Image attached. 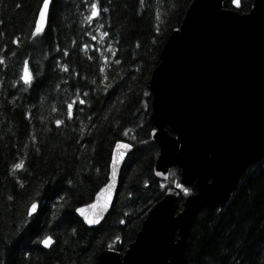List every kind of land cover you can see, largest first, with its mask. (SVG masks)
<instances>
[{
    "label": "trees",
    "instance_id": "obj_1",
    "mask_svg": "<svg viewBox=\"0 0 264 264\" xmlns=\"http://www.w3.org/2000/svg\"><path fill=\"white\" fill-rule=\"evenodd\" d=\"M190 1L51 0L39 30L44 0H0V264H96L106 248L124 252L180 183L177 166L168 180L154 174L149 80ZM120 140L134 149L112 209L90 227L76 209L108 181ZM183 264H264V158L225 203L200 210Z\"/></svg>",
    "mask_w": 264,
    "mask_h": 264
},
{
    "label": "water",
    "instance_id": "obj_2",
    "mask_svg": "<svg viewBox=\"0 0 264 264\" xmlns=\"http://www.w3.org/2000/svg\"><path fill=\"white\" fill-rule=\"evenodd\" d=\"M227 1L189 2L149 80L151 139L159 147L154 174L167 179L178 166L183 184L195 191L179 209L180 188H169L129 247L102 250L96 264H183L200 210L225 203L243 171L264 158V0H254L248 11L240 0L232 8ZM48 12L43 2L40 28ZM133 149L127 141L115 144L107 183L76 209L86 225L98 226L112 209ZM32 206L30 214L37 203Z\"/></svg>",
    "mask_w": 264,
    "mask_h": 264
},
{
    "label": "snow or ice",
    "instance_id": "obj_3",
    "mask_svg": "<svg viewBox=\"0 0 264 264\" xmlns=\"http://www.w3.org/2000/svg\"><path fill=\"white\" fill-rule=\"evenodd\" d=\"M50 6H51V4H50V0H44V8L47 9V10H50ZM92 10H93V11H92V16H93V17L97 16L98 13H99V10H98V7H97L96 4H93V5H92ZM125 146H126V145H125ZM17 167H19V165H18ZM185 191H187V190H185ZM32 207H33V208H36V205H33ZM90 221H91V222H90ZM88 223H89V224H92V223H94V221L89 220ZM50 241H51V238L48 237V238H46V239L43 241V243H45V244L47 245V244L50 243Z\"/></svg>",
    "mask_w": 264,
    "mask_h": 264
}]
</instances>
